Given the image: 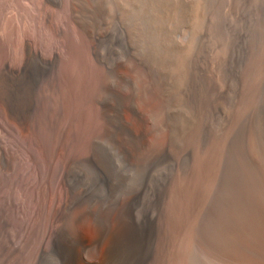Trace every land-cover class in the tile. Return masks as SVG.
<instances>
[{
    "label": "rangeland",
    "instance_id": "1",
    "mask_svg": "<svg viewBox=\"0 0 264 264\" xmlns=\"http://www.w3.org/2000/svg\"><path fill=\"white\" fill-rule=\"evenodd\" d=\"M24 23L31 53L1 73L0 105L39 117L0 133V264H72L81 245V264L247 256L264 220V0H0V24Z\"/></svg>",
    "mask_w": 264,
    "mask_h": 264
},
{
    "label": "bare ground",
    "instance_id": "2",
    "mask_svg": "<svg viewBox=\"0 0 264 264\" xmlns=\"http://www.w3.org/2000/svg\"><path fill=\"white\" fill-rule=\"evenodd\" d=\"M28 28L29 26L27 23L21 24L20 26L16 27H14V25L3 26L2 24H0V32L2 31V33H5V35L3 36V41L0 42V76L3 71L17 72L21 71L25 67L27 58L31 53L30 44H28V42L25 40L27 35L31 34V32H28ZM23 35L24 38L22 39ZM40 98L45 103V108L49 109L51 93L46 87L41 91ZM153 99L154 98L152 97V100L150 99V101H153ZM154 103L156 102L154 101ZM3 109L4 107L0 105V116L2 114L1 112H3L5 116L4 121L2 120L3 118H0V133L6 132L10 128V122L14 123L21 130L28 132L31 128V114H34L37 118L39 117L38 110H36L37 108L35 107H33L31 112H29V109L27 108L26 112L22 111L20 113L17 111L14 115L5 114V111ZM56 125L57 123L53 125V131L56 130ZM141 126V119L135 116L130 128L134 136L138 137L141 135ZM13 139L17 141V146H19L20 149H23L25 153H27V159H29L31 165L36 167V163L32 158L33 152H31V148L34 142L32 143L30 141H21L22 143H19V139L17 140L16 137H13ZM1 178L3 177L2 173L0 172V179ZM250 221L253 222V231L250 234L251 237H249L247 245L244 244L242 247V253L247 254V256L244 255L243 257V254L238 255L237 258L233 259V263L235 264H264V220L262 217L258 216ZM124 233V227H120L116 231H111L105 241L106 243H110L111 241H115L118 243L119 239L124 238ZM76 250L73 251L72 264H81L87 259V250L83 245H81L77 252ZM228 259L232 261V257H228Z\"/></svg>",
    "mask_w": 264,
    "mask_h": 264
}]
</instances>
